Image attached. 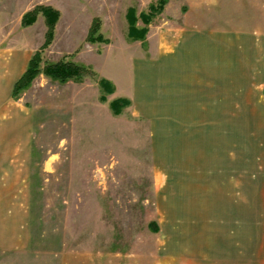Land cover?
I'll list each match as a JSON object with an SVG mask.
<instances>
[{
  "label": "rangeland",
  "instance_id": "1",
  "mask_svg": "<svg viewBox=\"0 0 264 264\" xmlns=\"http://www.w3.org/2000/svg\"><path fill=\"white\" fill-rule=\"evenodd\" d=\"M29 1L21 11L59 12L54 38L44 48L42 13L30 27L20 21L25 13H4L0 80L14 66L25 72L42 49V67L90 71L66 84L41 74L17 100L13 86L0 84V264H264V88L245 96L242 109L233 103L226 120L159 118L132 93L140 64L161 63L199 34L262 29L264 8L241 0ZM142 14H151L148 24ZM132 21L147 30L144 39L131 37ZM100 80L115 92L105 95ZM123 98L130 105L115 115L110 103Z\"/></svg>",
  "mask_w": 264,
  "mask_h": 264
},
{
  "label": "crops",
  "instance_id": "2",
  "mask_svg": "<svg viewBox=\"0 0 264 264\" xmlns=\"http://www.w3.org/2000/svg\"><path fill=\"white\" fill-rule=\"evenodd\" d=\"M29 2L0 0V24H3L1 18L4 13L19 16L28 13L21 11V8H26ZM240 5L259 8L258 13L264 11L260 12L261 8H264V0H241ZM12 6L17 9L8 12L7 9ZM257 16L254 13L253 20ZM42 17L39 14L36 23ZM252 28L253 32L250 28H242V31L238 30L236 34L226 31L218 34L206 33L207 36L204 38L199 34L197 36L199 39L195 37L193 40L189 38L187 43L182 40L177 42V45L180 43V48H176L175 54L164 57L161 63L155 66L140 64L132 88L135 104L141 103L142 111L145 108L156 111V117L159 118L220 120L231 118L230 108L233 103H243L242 109L246 102L245 96L255 94L254 88H264V28L257 29L256 26ZM162 40L169 44L170 39L166 41L165 35ZM171 44L174 45L175 42L172 41ZM10 70L12 71L7 76V81L3 78L0 84L6 82L14 87L24 71L20 73V68L16 66ZM230 86H236L237 94L234 92L229 94L232 90L229 89ZM184 103L190 104L188 111L191 114H181L187 112L182 110L181 104ZM143 104L146 107H143ZM197 195L198 197L195 195L194 199L203 201L201 195ZM2 199L3 195L0 197V200ZM211 199L216 200V196ZM204 201L207 202V199L204 198Z\"/></svg>",
  "mask_w": 264,
  "mask_h": 264
},
{
  "label": "trees",
  "instance_id": "3",
  "mask_svg": "<svg viewBox=\"0 0 264 264\" xmlns=\"http://www.w3.org/2000/svg\"><path fill=\"white\" fill-rule=\"evenodd\" d=\"M159 3L160 6L164 5L167 3V0H159ZM151 11L155 12L157 11V8L155 6H151ZM40 13H42L46 17L45 19L48 26L47 40L44 45L45 46L44 48H46L50 45L51 41L54 38V28L60 17L58 11L52 8L36 7L34 10L28 12L23 16L22 25L24 27L32 26L36 22L37 17ZM141 17H142V21L148 24L150 22L151 14L148 15L142 14ZM130 28H131L130 29L131 37L136 38V35L138 34L140 37V38L138 37V39L142 40L145 38V35L147 34V30L137 29L135 27L134 21H132ZM96 32L97 30L94 28L92 34ZM100 39L101 36L96 38V40H100ZM42 53H43V49L38 50L30 59L26 71L23 73V75L20 77V79L15 83L13 87L12 90L13 99L17 100L21 98L22 94L31 87L34 80L41 74H44L49 79L53 81H57L60 84H66L70 81L83 78L84 74L90 71L85 66H79L67 62L46 64L44 67H42L41 66L43 64ZM99 85L105 95H112L115 92L113 85L106 80H100ZM105 95L101 97V100L103 102L106 101ZM128 105H130V101L128 99H116L110 103V108L115 115H120L121 111L124 108H126ZM157 229L159 228L156 227V230Z\"/></svg>",
  "mask_w": 264,
  "mask_h": 264
}]
</instances>
